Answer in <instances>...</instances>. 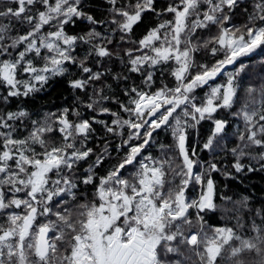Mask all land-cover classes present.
Listing matches in <instances>:
<instances>
[{"label":"snow or ice","instance_id":"obj_1","mask_svg":"<svg viewBox=\"0 0 264 264\" xmlns=\"http://www.w3.org/2000/svg\"><path fill=\"white\" fill-rule=\"evenodd\" d=\"M257 171L264 0H0V264H264Z\"/></svg>","mask_w":264,"mask_h":264},{"label":"trees","instance_id":"obj_2","mask_svg":"<svg viewBox=\"0 0 264 264\" xmlns=\"http://www.w3.org/2000/svg\"><path fill=\"white\" fill-rule=\"evenodd\" d=\"M259 56L255 57L253 64L256 66L254 71H259ZM231 70V69H229ZM71 102V96L67 89L65 82L57 78L51 82V86L44 92L40 93L37 103L43 104L46 108H52L65 105ZM106 118V117H105ZM165 137L162 135L161 139ZM218 183L223 188V184H228V189L224 191L228 195H232L234 198L240 195L252 194L256 198L264 196V172L257 171L255 173H243L239 178L235 180H225L224 177H218Z\"/></svg>","mask_w":264,"mask_h":264}]
</instances>
